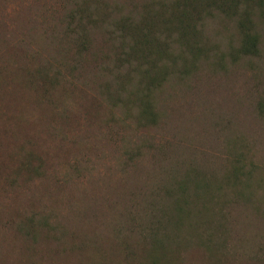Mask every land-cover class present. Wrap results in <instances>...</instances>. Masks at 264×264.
I'll list each match as a JSON object with an SVG mask.
<instances>
[{"label":"rangeland","instance_id":"374dc122","mask_svg":"<svg viewBox=\"0 0 264 264\" xmlns=\"http://www.w3.org/2000/svg\"><path fill=\"white\" fill-rule=\"evenodd\" d=\"M162 1L0 0V264H264L258 0L259 55L233 62V16L207 17L209 51L164 84L159 122L142 127L114 104L115 76L137 81L115 70L120 22ZM239 154L242 191L224 180ZM187 174L207 188L188 182L178 216Z\"/></svg>","mask_w":264,"mask_h":264},{"label":"trees","instance_id":"16d2710c","mask_svg":"<svg viewBox=\"0 0 264 264\" xmlns=\"http://www.w3.org/2000/svg\"><path fill=\"white\" fill-rule=\"evenodd\" d=\"M252 2L253 0H166L160 3L157 10L151 4L143 5L139 10L138 21L132 15L123 17L120 24L125 33L120 35L123 44L120 46L122 49L117 56L119 62L115 70H125L134 76L126 75L127 78L137 81L131 85L132 88L127 87L121 81L122 74L118 73L119 76H115L116 83L125 92V97L117 95L114 104L128 103L125 105L126 113L135 111V119L142 127L155 126L161 118L157 92L176 72L181 75L189 74L198 58L209 51L207 41L203 40V20L207 17H216L220 13L233 16L239 36L236 45L232 41L228 44L232 49L233 62L259 55L260 33L252 18L255 15ZM255 6L260 12L259 16L264 18V0L255 1ZM136 12L137 8L132 14ZM78 34L81 40L88 39L86 22L81 25ZM180 60L182 62L179 65ZM250 166L253 167L252 163ZM250 173V168L246 167L239 154L232 159V170L224 180L230 185L240 184L242 191L248 185ZM186 179L187 181L178 182L176 187L178 197L174 206L178 210V216L185 211L188 182L193 183L195 190L207 188L203 180L190 178V174H187ZM215 187L217 191L220 190V184Z\"/></svg>","mask_w":264,"mask_h":264}]
</instances>
